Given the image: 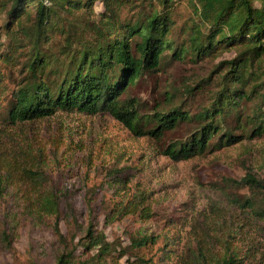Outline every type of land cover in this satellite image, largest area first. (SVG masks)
I'll return each mask as SVG.
<instances>
[{
  "label": "trees",
  "instance_id": "obj_1",
  "mask_svg": "<svg viewBox=\"0 0 264 264\" xmlns=\"http://www.w3.org/2000/svg\"><path fill=\"white\" fill-rule=\"evenodd\" d=\"M180 1L0 0V39L7 40L0 44V202L9 199L10 213L38 223L57 220L63 195L68 217L76 220L70 192L58 195L33 147L20 146L9 134L16 125L59 112L107 113L132 135L157 140L186 129L162 150L174 162L233 145L246 134L264 137V0H189L197 20L177 28ZM97 2L102 10L96 13ZM232 50L235 58L188 89L191 96L208 97L191 115L185 103L142 113L141 101L131 94L173 62L203 61ZM168 93L169 100L177 99L176 92ZM240 183L250 196L239 206L264 221V178L247 172ZM113 212L142 224L127 234L124 248L117 250L90 223L76 248L83 255L68 251L56 264H118L122 258L126 264H150L143 252L159 237L145 231L152 216L146 199L128 200ZM111 217L104 216L107 223ZM53 229L61 239L57 221ZM226 238L215 245L218 250L196 249L191 258L177 256L175 264H264V246L240 254ZM160 253L174 259L170 249Z\"/></svg>",
  "mask_w": 264,
  "mask_h": 264
},
{
  "label": "rangeland",
  "instance_id": "obj_2",
  "mask_svg": "<svg viewBox=\"0 0 264 264\" xmlns=\"http://www.w3.org/2000/svg\"><path fill=\"white\" fill-rule=\"evenodd\" d=\"M177 6V28L197 20L189 0ZM93 10L100 12L102 5L97 2ZM3 20L1 16L0 25ZM175 36L180 41L178 31ZM6 41L2 38L0 44ZM235 56L232 50L203 61L173 62L138 84L131 94L141 101L142 113H152L154 108L166 111L185 103L191 115L208 103V97L191 96L188 89L213 77L221 63ZM168 92H176L177 99L169 100ZM186 133L181 129L159 140L136 137L107 113L85 116L77 112H59L11 128L10 137L20 146L29 144L43 161L49 183L58 188V195L70 192L76 220L68 217L63 195H59L57 220L46 217L41 223L10 213L12 206L6 197L0 202V264H56L68 251L80 257L83 252L76 248L85 239L90 223L120 250L127 245V234L142 224L113 209L128 200L142 199L152 213L145 231L159 237L155 246L143 252L150 264H175L177 256L191 258L196 249L210 253L218 250L215 245L226 237L240 254L256 252L264 246V221L239 206L240 200L250 196L240 181L247 172L264 178V137L246 134L238 143L210 148L188 160L174 162L165 157L162 150ZM105 215L109 219L112 216L110 223ZM55 221L61 239L54 232ZM160 249L172 250L174 259H167ZM118 264H126V258Z\"/></svg>",
  "mask_w": 264,
  "mask_h": 264
}]
</instances>
